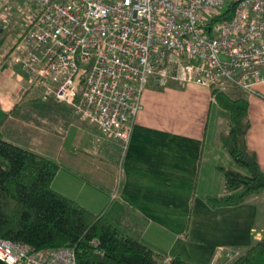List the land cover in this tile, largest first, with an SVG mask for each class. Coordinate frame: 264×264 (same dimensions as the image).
Instances as JSON below:
<instances>
[{
  "label": "crops",
  "instance_id": "1",
  "mask_svg": "<svg viewBox=\"0 0 264 264\" xmlns=\"http://www.w3.org/2000/svg\"><path fill=\"white\" fill-rule=\"evenodd\" d=\"M254 88L248 94L247 143L264 168V81ZM37 96L41 88L31 85L10 56H2L0 123L29 148L59 162L56 188L95 211L112 200L127 205L144 223L142 241L162 256L163 264L175 256L211 264L219 252L225 262L229 251L239 252L264 236V204L254 197L218 207L206 200L207 194L225 192L219 166L239 168L221 144L227 113L211 86L174 79L148 83L121 156L118 139L104 136L74 112L49 122L25 114L28 100ZM17 104L24 113L13 112Z\"/></svg>",
  "mask_w": 264,
  "mask_h": 264
},
{
  "label": "built area",
  "instance_id": "2",
  "mask_svg": "<svg viewBox=\"0 0 264 264\" xmlns=\"http://www.w3.org/2000/svg\"><path fill=\"white\" fill-rule=\"evenodd\" d=\"M21 23L9 56L31 85L124 147L150 82L227 81L251 94L264 81V0H32ZM0 258L77 264L71 247L3 237Z\"/></svg>",
  "mask_w": 264,
  "mask_h": 264
},
{
  "label": "trees",
  "instance_id": "3",
  "mask_svg": "<svg viewBox=\"0 0 264 264\" xmlns=\"http://www.w3.org/2000/svg\"><path fill=\"white\" fill-rule=\"evenodd\" d=\"M233 89L211 85L213 98L227 113L228 129L220 133L221 144L239 166H219L225 192L207 194L212 207L239 204L264 190V168L247 143L249 95ZM28 108L17 104L13 112L75 113L51 96L30 98ZM59 169L56 159L29 148L0 123V237L26 242L35 251L71 247L77 264H163L162 256L142 241L144 223L127 205L112 200L100 211L91 209L55 187ZM167 264L195 263L175 256ZM229 264H264V236Z\"/></svg>",
  "mask_w": 264,
  "mask_h": 264
},
{
  "label": "rangeland",
  "instance_id": "4",
  "mask_svg": "<svg viewBox=\"0 0 264 264\" xmlns=\"http://www.w3.org/2000/svg\"><path fill=\"white\" fill-rule=\"evenodd\" d=\"M31 2L32 0H0V58H2V56H4V58L9 56L10 47L14 44L21 31L22 15ZM218 85L231 92L234 91V86L230 82L224 81ZM32 114L45 122L53 120L54 117L58 115V113L53 112L45 114L42 111H34ZM56 125L60 126L61 124L56 123ZM117 147L121 156L125 149L122 141L118 142ZM253 197L254 200L257 199L264 204V190L255 194ZM262 209L264 210V208ZM233 258H227L225 262H222L221 260L216 261L214 264H229Z\"/></svg>",
  "mask_w": 264,
  "mask_h": 264
},
{
  "label": "water",
  "instance_id": "5",
  "mask_svg": "<svg viewBox=\"0 0 264 264\" xmlns=\"http://www.w3.org/2000/svg\"><path fill=\"white\" fill-rule=\"evenodd\" d=\"M0 264H8V263L0 258Z\"/></svg>",
  "mask_w": 264,
  "mask_h": 264
}]
</instances>
